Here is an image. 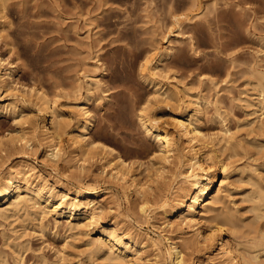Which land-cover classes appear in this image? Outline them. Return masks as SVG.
Here are the masks:
<instances>
[{
  "label": "rangeland",
  "instance_id": "rangeland-1",
  "mask_svg": "<svg viewBox=\"0 0 264 264\" xmlns=\"http://www.w3.org/2000/svg\"><path fill=\"white\" fill-rule=\"evenodd\" d=\"M0 3V83L6 79L8 86L13 85L10 87L44 91L56 100L69 132L78 118L74 106L87 101L91 140L97 146L101 143L110 146L115 156L129 163L132 173L148 186L152 201L148 217H142L134 208L135 196L115 184L104 170V162L113 157L105 154V160L99 149L82 164L74 156L76 150H71L69 137L64 135L60 141L64 154L54 163L45 157L43 143H32L29 148L6 156L0 162V175L15 171L19 161L33 165L31 180L40 181L45 191L53 194V202L48 206L50 215L43 220L44 230L38 227L40 220L0 218V264H107L102 256L87 249V242L114 226L125 241L136 240L138 249L145 242L144 237L160 240L163 251L168 246L166 238L181 241L176 226L166 228L160 205L175 196L177 187L183 184L179 173L186 169L172 165L160 173L151 166L158 144L142 129L137 114L144 106V113L156 124L169 126L171 114L180 113L189 100L198 97L202 100L200 113L196 115L198 125L218 142L215 144L213 140L204 150L209 156L212 195L220 186L222 191L214 207L215 214L224 208L231 215L232 223L226 225L222 238L231 243L238 258L258 253L256 243L264 244V218L257 219L248 196L259 190L264 196V130L253 131L248 127L249 121L259 120L261 111L256 110L259 107L256 99L249 106L245 98L251 95L256 98L255 83L261 80L264 83V76L257 74L258 70L264 72V0H3ZM146 55L152 61L148 59V72L151 63L156 62L168 76L161 81V92L166 88L176 91L178 103L153 100V83L141 67ZM10 69L11 77H6ZM12 93L19 99L24 97L21 92L7 90L6 84H0V128L5 133L17 132L12 115L4 107ZM27 107L34 110L31 104ZM194 107L193 104L188 107L190 115ZM261 119L262 116L256 124L264 126ZM226 127L231 135L234 132L232 137L240 144L236 152L222 146L224 142L220 139ZM175 142L183 154L185 139L175 133ZM218 161L228 162L227 177H223ZM81 164L83 170L79 168ZM51 186L55 188L53 191ZM77 186L96 191L92 199L104 198L105 205L95 224L86 228L87 236L78 238L65 231L67 218L60 215L65 209H53L54 202L64 199L60 198L62 190ZM72 199L71 193L64 206H69ZM3 202L0 200V205ZM180 214L170 220L177 222ZM213 214L208 215L210 222L201 224L202 235L208 233V227L224 222L225 218L214 219ZM77 219L84 216L76 214L73 221ZM191 234L188 231L185 237L192 239ZM199 240L185 250L186 264H222L215 256L218 243L210 248L203 239ZM263 249L258 250L260 260H264ZM155 254L147 246L137 260L128 264H171Z\"/></svg>",
  "mask_w": 264,
  "mask_h": 264
},
{
  "label": "bare ground",
  "instance_id": "bare-ground-1",
  "mask_svg": "<svg viewBox=\"0 0 264 264\" xmlns=\"http://www.w3.org/2000/svg\"><path fill=\"white\" fill-rule=\"evenodd\" d=\"M148 59L151 61L150 56L146 55L141 67L144 68L143 73L148 75L151 83H153V100L157 102L159 101L161 103H178L179 98L176 91L166 88L165 91L161 92L163 86L161 81L168 76L165 77V72L159 68L156 62L154 64L151 63L148 72V63H150ZM163 60L164 59L161 58L159 61L162 62ZM12 72V69L8 70L5 74L6 77H11ZM256 72L254 73L255 75ZM257 74H259V77L262 76V78L264 76V72L262 74L261 71L259 72V70ZM256 78L258 79V77ZM261 81L259 84L257 83V85L255 83L254 89L258 92L257 97L252 98L251 95V97H246L245 100L249 106L254 104L253 101L255 99L258 101L259 107L257 109L256 106V110L261 111H258L260 113L258 116L259 120L262 116L261 121L264 123V83H261ZM2 83L6 84L7 90L10 89L12 91L14 90L15 92H21L24 97L19 99L18 96L15 95L16 93H12L13 96L11 95V100L4 104L6 112H9L13 117L17 132L5 133L0 128V162L13 151L24 149L26 147L29 148L32 143L35 144L36 142H41L45 145V157L51 159L54 161V163H57L59 158L64 154L63 152L61 153L60 141L64 135H67L69 137L68 139H70V141H68L71 143V150H76L71 152L77 153L74 156L76 158L78 157V159L81 160V163L83 162L85 164L86 160L92 158L95 152L97 153L98 149L103 158L105 154H107L108 158L113 157V159H109V161L104 162V170L107 171L108 177L113 182H115V184L121 185L123 189H125L127 192H130V195L133 194L135 196V201L133 202V205L135 206L134 208L137 209L138 213L142 217H148V205L152 201L149 196V188L146 186V183H142L132 173L131 165L129 163H127L120 156H115L113 154L114 149H112L110 146L104 145L103 143H101L100 146H97L98 143L92 141L93 139L90 138L89 130L92 126V121L90 115L91 112L86 107L87 101L80 102L74 106L78 118L76 120L75 128L69 132L67 129L68 124L61 114L62 112L60 113L57 110L55 99L52 97L50 98L44 91L41 90H35L33 88L26 89L24 87L19 89V87L16 85L14 87H10L13 85L8 86L6 79H1L0 84ZM183 91L184 94L190 98L187 91ZM199 99L200 98L198 97L196 100L194 99L195 101L189 100V104L186 105V107L184 106V110H182L180 113L174 112L171 114V123L169 125L171 128L167 124L162 126L156 124L152 118L145 114L146 111H144V106V109L140 106L141 109L137 114L142 129L148 135H151L158 144L157 151L153 152V162L151 166H154L155 170L160 173L166 171V169L172 165L186 169L185 172L179 173V177H181L183 184L177 187L175 196L170 199H165L160 205L162 214L166 219V228L176 226L178 233L177 238L181 241L174 242L173 240H170V238H166L165 240L168 242V246L163 251L160 240L153 239L152 237H144L145 242H142L141 247L138 249L136 240L128 239L125 241V236L117 234L116 226H114L109 230L102 231L101 235L97 239L90 241L88 240L87 242L89 247L87 249H90L91 253L94 255L102 256L107 261V264H128L130 261H135L137 258H139L141 251L146 249L147 246L153 248V250L156 252L155 255L157 258H163L165 261L170 262L171 264H186L185 250L190 245H192V243H198L200 241L199 239H203L207 245H210V248L214 244L218 243V252L215 256L221 261L222 264H264V260H260L258 256V250L263 249L264 247L263 243H256V253L258 252L256 255L251 254L249 256L238 258V254H236V251L234 250L235 248L233 249V247L230 245L231 243L222 238L226 230L225 227H227L226 225L232 223L229 218L231 215L229 211V214L226 212V209L225 211L223 210V206V209L221 208L222 211L219 210L215 214L216 208L214 207L215 204L219 202L218 199L222 191L220 186L216 190L215 194L212 195L211 185L208 177L209 171L207 159H209V156L207 158L208 154H206L204 150L209 144L213 142L214 139L203 133L200 126L198 125L196 115L200 113L202 107V100ZM28 104L34 106L33 111L27 107ZM190 104L195 106L193 109L194 113L191 115L188 111ZM175 108L177 110L179 109V106H176ZM75 111L73 112L75 113ZM254 113L256 114V112ZM259 120L252 122L249 121V124L247 123L248 127L253 131L258 130L262 132V130H264L262 123L256 124ZM224 131L225 132L223 136L221 135L222 138H218L220 140L223 139L224 143L222 144L224 145H221L225 147V149L227 148L230 151H235L240 147V144L236 141V139L234 141V137H232L235 136L233 135L234 132L231 135L227 127ZM175 133L176 135L178 134L184 138L186 141L184 144L185 147H183L184 150L182 149L183 154H180L178 146L176 145ZM214 143L217 144L218 142L216 143L214 140ZM219 147L221 146L218 145V148ZM211 152H215V150ZM214 154L216 155V153ZM107 156L105 160L107 159ZM75 157V161L79 162V160H76ZM70 158L69 161L71 162L72 160H70ZM67 159L65 160L64 158L65 161H67ZM222 161H218V164L223 177H225L229 168V164H227L228 162H225V164ZM82 164L79 166L81 170L84 169ZM14 169L15 171L10 170L4 175H0V200H4V202L0 205V218H12L14 219L13 221L18 219L21 220V218H23L22 222H24L27 218L32 219L31 221L40 220L38 227H40V230H44L43 220H45L48 215H50L48 206L53 202V194L52 192H49L50 190L45 191L44 184L39 183L40 181L35 183L31 180L32 175L30 173L35 171V167L29 164L27 161H19ZM41 176L42 175L40 174L39 177ZM50 189L53 191L55 188L54 186H51ZM71 193L73 194V202L70 203L69 206L65 207L64 200L67 197L69 198V194ZM252 193H254V190ZM60 194V198L63 199L64 197V199L54 202L53 209L54 211L65 209L60 213V215H65L67 218L65 231L68 232L71 237L78 238V236H84L87 234L85 231L86 228L92 224H95L98 214L104 211V198L100 199L99 201L98 199H92L96 196V191L83 189L81 186H77L73 189L71 187H67L65 190H62ZM248 197H250L248 199L252 202L251 209L254 211V213L256 212L257 219L264 218V196L261 194V191H256V193ZM213 212L214 216H212L214 219L217 217L219 219L220 217L225 218V220L224 222L220 223V225L216 224L213 225L214 227L211 226L212 228L208 227V233L202 235L201 229L203 226H201V224L206 223L208 221V215ZM178 213H181L179 215V220L177 222L171 221L170 218L175 217ZM76 214L84 216V219H77L76 221H73ZM24 225L25 224L23 223V227ZM186 229L192 233V239L191 237H185L188 234ZM257 232L259 231L257 230ZM216 238L219 239V242H216ZM158 261H156V263Z\"/></svg>",
  "mask_w": 264,
  "mask_h": 264
}]
</instances>
